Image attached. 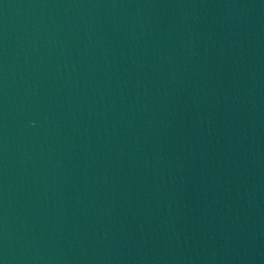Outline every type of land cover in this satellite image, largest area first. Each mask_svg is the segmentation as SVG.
Returning <instances> with one entry per match:
<instances>
[{
    "label": "water",
    "instance_id": "95a60500",
    "mask_svg": "<svg viewBox=\"0 0 264 264\" xmlns=\"http://www.w3.org/2000/svg\"><path fill=\"white\" fill-rule=\"evenodd\" d=\"M0 264H264V0H0Z\"/></svg>",
    "mask_w": 264,
    "mask_h": 264
}]
</instances>
